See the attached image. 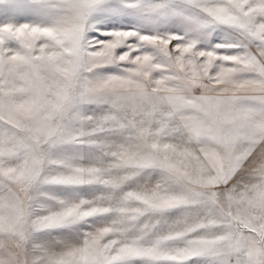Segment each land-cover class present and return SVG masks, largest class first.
<instances>
[{
    "label": "snow or ice",
    "instance_id": "1",
    "mask_svg": "<svg viewBox=\"0 0 264 264\" xmlns=\"http://www.w3.org/2000/svg\"><path fill=\"white\" fill-rule=\"evenodd\" d=\"M0 264H264V0H0Z\"/></svg>",
    "mask_w": 264,
    "mask_h": 264
}]
</instances>
